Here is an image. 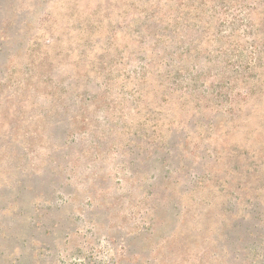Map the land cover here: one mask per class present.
Returning <instances> with one entry per match:
<instances>
[{
  "label": "rangeland",
  "instance_id": "374dc122",
  "mask_svg": "<svg viewBox=\"0 0 264 264\" xmlns=\"http://www.w3.org/2000/svg\"><path fill=\"white\" fill-rule=\"evenodd\" d=\"M0 264H264V0H0Z\"/></svg>",
  "mask_w": 264,
  "mask_h": 264
},
{
  "label": "trees",
  "instance_id": "16d2710c",
  "mask_svg": "<svg viewBox=\"0 0 264 264\" xmlns=\"http://www.w3.org/2000/svg\"><path fill=\"white\" fill-rule=\"evenodd\" d=\"M207 1L212 2V0H207Z\"/></svg>",
  "mask_w": 264,
  "mask_h": 264
}]
</instances>
